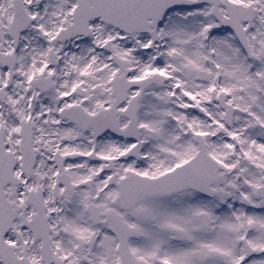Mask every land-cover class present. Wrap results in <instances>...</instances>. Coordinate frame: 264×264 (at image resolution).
Here are the masks:
<instances>
[{
	"label": "snow or ice",
	"instance_id": "obj_1",
	"mask_svg": "<svg viewBox=\"0 0 264 264\" xmlns=\"http://www.w3.org/2000/svg\"><path fill=\"white\" fill-rule=\"evenodd\" d=\"M0 264H264V0H0Z\"/></svg>",
	"mask_w": 264,
	"mask_h": 264
}]
</instances>
